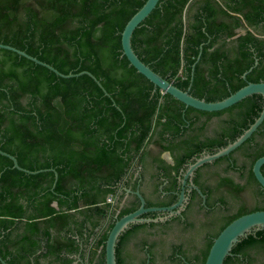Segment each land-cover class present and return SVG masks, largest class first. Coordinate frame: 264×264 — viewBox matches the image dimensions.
<instances>
[{"label":"trees","instance_id":"1","mask_svg":"<svg viewBox=\"0 0 264 264\" xmlns=\"http://www.w3.org/2000/svg\"><path fill=\"white\" fill-rule=\"evenodd\" d=\"M145 2L0 0V44L63 75L87 71L108 94L86 75L62 79L0 50V151L26 171L49 170L29 175L0 155V236L20 229L17 245L29 264H42V258L50 259L48 264H79L72 255L76 237L83 235L72 224L107 215L105 188L114 184L123 163L141 162L149 144L161 145L165 134L172 135L167 122L184 123L193 112L206 119L226 114L222 149L262 110V97L253 95L221 112L188 108L184 115L183 104L154 89L129 65L120 41L126 23ZM131 45L145 65L178 89L206 102L221 101L247 83L264 82V0H159L133 32ZM246 177L244 186L225 180L231 198L239 199L246 189L262 206L242 208L237 218L264 210L253 173ZM112 226L88 250V264H105ZM35 253L33 261L27 259ZM118 254L117 245L116 264Z\"/></svg>","mask_w":264,"mask_h":264},{"label":"flooded vegetation","instance_id":"2","mask_svg":"<svg viewBox=\"0 0 264 264\" xmlns=\"http://www.w3.org/2000/svg\"><path fill=\"white\" fill-rule=\"evenodd\" d=\"M186 109L188 108L183 110L184 115ZM214 120L217 121L216 126L209 130ZM227 123L226 114L206 119L195 112L189 113L187 119L184 118V123L174 120L167 122L166 128L170 129L172 135L165 134L161 145L149 144L141 162L136 158L123 163L114 184L105 188L108 191L105 203L110 205L107 215L104 218L78 220L72 224L74 231L77 233L80 230L83 235L82 238L76 237L78 247L77 253L72 255L76 259L74 263L88 264V250L99 235L107 232L111 224L114 225L121 218V214L124 216L140 207V199L135 194L138 192L144 200V208H168L181 200L180 206L173 211L179 213L172 216L170 212L147 213L142 218L163 220L129 226L117 241L119 264H159L163 259L165 264H203L205 253L223 226L237 218L242 208L253 211L262 206H238L231 211L228 198L231 197L232 190L225 180L228 178L235 185L244 186L246 175L252 172V159L257 155L259 158L264 157V121L235 151L202 165L185 178L189 167L198 159L221 150L220 136ZM221 126L223 127L220 129ZM216 137L217 143L214 142ZM158 138L159 135H156V139ZM236 155H239V159ZM261 170L264 172V165ZM257 187L264 195L258 183ZM246 191L248 192L245 189L240 195H249ZM51 206L56 207L55 202ZM95 225L98 226L94 228ZM93 232L96 234L93 235ZM6 233L7 237L0 236V264H29L17 245L20 229ZM170 233L176 237L168 244L163 245L156 238L160 234L168 236ZM199 233V242L193 245V237ZM245 239L233 249L225 264H264V233L253 231ZM37 254L39 253L27 259L33 261ZM49 262L48 258L41 259L42 264ZM94 263L95 260L92 261Z\"/></svg>","mask_w":264,"mask_h":264},{"label":"water","instance_id":"3","mask_svg":"<svg viewBox=\"0 0 264 264\" xmlns=\"http://www.w3.org/2000/svg\"><path fill=\"white\" fill-rule=\"evenodd\" d=\"M159 0H146L143 6L129 19L126 23L122 33H121V49L123 56L127 59L129 65L133 67L138 74L143 76L147 81H149L154 89H159L162 93L169 95L176 101L180 102L185 106V108H192L194 110L205 112V113H215L221 112L225 109L232 107L233 105L241 102L247 97L253 95H259L263 99V107L253 124L249 126L233 143H229L225 148L219 150L213 155H207L203 158L198 159L193 165L189 167V170L185 176L187 178L192 174L194 170L201 167L204 164L211 163L219 158L226 157L237 148H239L244 142H246L253 133L257 131L259 126L264 121V82L261 83H247L244 87L240 88L233 94L229 95L227 98L217 101V102H206L205 100L197 99L189 94V91H182L175 87L172 83L168 82L166 79L162 78L160 75L155 73L150 69L148 65H145L135 54L131 45V38L133 32L139 25L151 14V12L158 5ZM0 50H6L17 54L36 65H39L50 72L54 73L57 77L62 79L77 78L82 75L90 77L95 83L102 89L104 94L108 96L106 91L102 88L101 84L97 79L89 72L83 71L77 74L63 75L54 69L52 66L37 60L34 57L29 56L25 52L18 50L14 47L0 44ZM257 65V60L254 66ZM252 70L250 68L242 75V79L246 78V75ZM0 155L8 158L13 163V168L29 175H36L47 170L29 172L20 168L17 161L11 155L0 151ZM264 165V157L257 159L252 167V173L264 191V176L261 173V167ZM135 194L140 199V207L129 214L122 216L118 219L112 228L110 229L107 239L105 241L104 247V258L105 264H116V246L117 241L121 234L131 225L141 224V223H157L163 219H146L142 218L144 214L156 213V212H170V216L173 214H178L179 212H173L174 209L180 206L181 200L178 204L168 207V208H144V200L138 192ZM264 230V210L254 211L245 215H242L228 225H226L220 233L213 240L208 254L206 256L204 264H223L224 260L231 255L232 249L236 246L241 239L246 238L253 231Z\"/></svg>","mask_w":264,"mask_h":264},{"label":"rangeland","instance_id":"4","mask_svg":"<svg viewBox=\"0 0 264 264\" xmlns=\"http://www.w3.org/2000/svg\"><path fill=\"white\" fill-rule=\"evenodd\" d=\"M216 122L217 121L212 122L208 129L210 130V128H215ZM236 157L239 159V155H236ZM245 193H248V192L246 191ZM228 199H229L228 200L229 209H231V211L236 210L238 208V206H244L246 208H250V207L254 206L255 204H257L258 201L260 202L259 199H253L248 194L247 195L244 194L243 197H242V195H240L239 199L231 198V197ZM200 234L201 233H199V235H196V237H193V245H197V243L199 242ZM139 237H141V236H139ZM174 237H176V235L172 234V233L168 234V236L167 235L165 236L163 234L156 236L158 241L162 242L163 245L171 242L172 239H175ZM129 248H131L130 245H129ZM159 264H165V260L163 259V261H160Z\"/></svg>","mask_w":264,"mask_h":264}]
</instances>
